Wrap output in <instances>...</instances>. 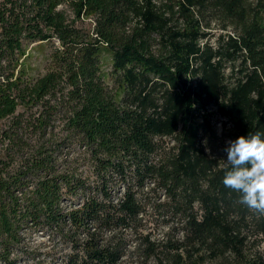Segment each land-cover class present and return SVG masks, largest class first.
<instances>
[{
	"label": "trees",
	"instance_id": "obj_1",
	"mask_svg": "<svg viewBox=\"0 0 264 264\" xmlns=\"http://www.w3.org/2000/svg\"><path fill=\"white\" fill-rule=\"evenodd\" d=\"M256 132L264 0H0L1 263L30 229L66 264H264V216L223 184L227 142Z\"/></svg>",
	"mask_w": 264,
	"mask_h": 264
},
{
	"label": "rangeland",
	"instance_id": "obj_2",
	"mask_svg": "<svg viewBox=\"0 0 264 264\" xmlns=\"http://www.w3.org/2000/svg\"><path fill=\"white\" fill-rule=\"evenodd\" d=\"M213 42V41H212ZM57 45L56 42L48 43H36L32 44L27 49V59H26V70L29 77L36 78L40 75H43L50 63V56ZM104 80L108 85H111V78L108 76L111 72V66L108 56H105L102 65ZM215 125L218 130V133H221L222 126L220 118L216 117ZM228 128V127H227ZM167 145L172 146L173 141L167 140ZM80 150L76 147H71L63 151L59 164H63L64 161L72 162L76 158H80ZM77 166V165H76ZM78 168L82 171H86V167L83 166V161L80 160L78 163ZM146 201L154 203L157 198L155 196H146ZM159 199V198H158ZM150 232L152 233L153 239L161 238L167 228L164 227H154L153 224L149 227ZM23 241L21 245L15 248L14 253L10 256L13 264H66L67 254L70 253L69 246L62 243L60 238L54 233L44 231H30L24 230L21 233ZM133 247H131V250ZM0 264H3L0 262ZM122 264H142V260H136L133 257V260L126 258Z\"/></svg>",
	"mask_w": 264,
	"mask_h": 264
},
{
	"label": "clouds",
	"instance_id": "obj_3",
	"mask_svg": "<svg viewBox=\"0 0 264 264\" xmlns=\"http://www.w3.org/2000/svg\"><path fill=\"white\" fill-rule=\"evenodd\" d=\"M223 184L238 194L236 203L264 216V139L256 132L227 142Z\"/></svg>",
	"mask_w": 264,
	"mask_h": 264
}]
</instances>
